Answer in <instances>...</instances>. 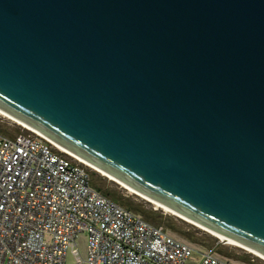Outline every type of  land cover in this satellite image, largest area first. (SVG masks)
<instances>
[{
	"label": "water",
	"instance_id": "95a60500",
	"mask_svg": "<svg viewBox=\"0 0 264 264\" xmlns=\"http://www.w3.org/2000/svg\"><path fill=\"white\" fill-rule=\"evenodd\" d=\"M0 113L264 260V0H0Z\"/></svg>",
	"mask_w": 264,
	"mask_h": 264
},
{
	"label": "built area",
	"instance_id": "2783aa9c",
	"mask_svg": "<svg viewBox=\"0 0 264 264\" xmlns=\"http://www.w3.org/2000/svg\"><path fill=\"white\" fill-rule=\"evenodd\" d=\"M24 129L0 138V264H66L68 252L75 264H186L196 253L101 195L91 167ZM198 254L199 264H236L215 251Z\"/></svg>",
	"mask_w": 264,
	"mask_h": 264
},
{
	"label": "trees",
	"instance_id": "16d2710c",
	"mask_svg": "<svg viewBox=\"0 0 264 264\" xmlns=\"http://www.w3.org/2000/svg\"><path fill=\"white\" fill-rule=\"evenodd\" d=\"M89 175L91 186L101 195L119 206L140 215L145 221L157 226H161V224L164 223L166 225L165 229L168 232L178 235L193 245L201 246L207 249L215 248V253L220 256L231 260L233 259L235 261H241L245 264H255V261L249 254L244 253L238 256L235 249H220V245L217 244V239L215 237L205 231L197 229L193 225H190L181 219H177V221L182 224L179 227L175 223V218L166 217L161 213H156L152 210L146 211L142 206L133 205L129 199L126 200L122 197L121 192L118 190V185L111 181L108 182L106 177H99L96 171H89Z\"/></svg>",
	"mask_w": 264,
	"mask_h": 264
},
{
	"label": "rangeland",
	"instance_id": "374dc122",
	"mask_svg": "<svg viewBox=\"0 0 264 264\" xmlns=\"http://www.w3.org/2000/svg\"><path fill=\"white\" fill-rule=\"evenodd\" d=\"M22 132H26V130L21 125L9 122L8 120L5 119V117L2 114H0V138L4 137V136H8V135L13 137V136L18 135L19 133H22ZM96 173L99 177H105L103 174H101L99 172H96ZM106 179L108 182L111 181L107 177H106ZM111 182H113V181H111ZM115 184L118 185L117 183H115ZM118 190L121 192L122 197L126 200L129 199L133 205L142 206V207H144V209L146 211L152 210L156 213H161L162 215H164L166 217L175 218V223L179 227L182 225L180 222L177 221V219H180V218L175 216L171 212H169L167 210L165 211V209H163V208H157L152 203L146 201L145 199L139 197L138 195H135L134 193L128 191L127 189L123 188L120 185H118ZM161 226H163L164 228L166 227V225L164 223L161 224ZM196 228L199 229L198 227H196ZM169 234L171 236H173L174 238L189 244L196 251V253H194L193 256L186 262V264H199L200 255L198 253H204L205 251H209V250L215 251V248L207 249V248H204L201 246L193 245V244L189 243L188 241H186L185 239L179 237L178 235L173 234L172 232L171 233L169 232ZM215 238L217 239V244L220 245V249H229V250L235 249L237 251L238 256H240L244 253L249 254L253 258V260L255 261V264H264V260L261 257H259L258 255L254 254L248 250L242 249V248H240L236 245H233L231 243L223 242L222 240H220L217 237H215ZM76 243H77V250L79 252L80 258L83 260H86V258H87V236H86V234H84V233L79 234V236L76 239ZM231 261L236 263V264H245L241 261H235L233 259ZM66 264H75V261L69 252L67 253Z\"/></svg>",
	"mask_w": 264,
	"mask_h": 264
},
{
	"label": "bare ground",
	"instance_id": "6f19581e",
	"mask_svg": "<svg viewBox=\"0 0 264 264\" xmlns=\"http://www.w3.org/2000/svg\"><path fill=\"white\" fill-rule=\"evenodd\" d=\"M1 114V113H0ZM93 169V168H92ZM93 170H95V171H97L96 169H93ZM97 172H99V171H97ZM100 173V172H99ZM166 211V210H165ZM168 211V210H167Z\"/></svg>",
	"mask_w": 264,
	"mask_h": 264
}]
</instances>
